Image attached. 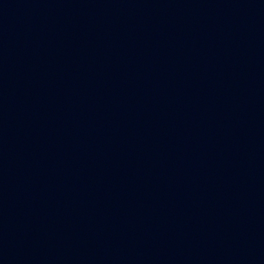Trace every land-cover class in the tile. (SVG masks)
<instances>
[{
	"label": "water",
	"instance_id": "obj_1",
	"mask_svg": "<svg viewBox=\"0 0 264 264\" xmlns=\"http://www.w3.org/2000/svg\"><path fill=\"white\" fill-rule=\"evenodd\" d=\"M264 63V0H0V264H183Z\"/></svg>",
	"mask_w": 264,
	"mask_h": 264
}]
</instances>
